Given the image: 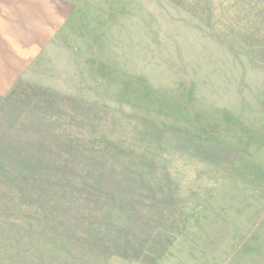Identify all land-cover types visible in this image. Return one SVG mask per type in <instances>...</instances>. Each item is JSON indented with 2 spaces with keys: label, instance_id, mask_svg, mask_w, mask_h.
I'll return each mask as SVG.
<instances>
[{
  "label": "rangeland",
  "instance_id": "1",
  "mask_svg": "<svg viewBox=\"0 0 264 264\" xmlns=\"http://www.w3.org/2000/svg\"><path fill=\"white\" fill-rule=\"evenodd\" d=\"M18 80L36 96L20 124L43 113L106 170L146 153L179 199L154 211L159 237L142 229L138 261L80 227L103 210L86 189L70 229L14 203L0 264H264V0H0V100ZM147 122L201 144L148 145Z\"/></svg>",
  "mask_w": 264,
  "mask_h": 264
},
{
  "label": "trees",
  "instance_id": "2",
  "mask_svg": "<svg viewBox=\"0 0 264 264\" xmlns=\"http://www.w3.org/2000/svg\"><path fill=\"white\" fill-rule=\"evenodd\" d=\"M23 85L28 86L18 80L0 100V210L8 212L14 203L34 202L33 206H37L36 211H40L44 219L47 217L56 228L61 225L70 229L73 225L65 223L78 222L80 202L85 201L82 193L86 189L91 195L87 200L89 209L103 210L94 222L92 218H83L80 227L92 232L91 242L95 247L109 246L114 256L138 261L148 245L141 236L148 232L142 233V229L158 237L161 235L158 227L152 230L156 221L154 211L167 205L172 210L176 208L174 203L179 199L173 190L176 183L170 174L166 173L162 179L152 174L153 159L146 153L129 159L110 157L115 165L110 170L97 167L108 162L77 153L74 140L67 134L62 135L52 119L50 123L39 111L30 114L21 111L24 124H20L18 103L36 98L33 92L24 94ZM43 98L49 104L54 102L43 95L42 99L38 98L39 103L44 102ZM144 124L152 143L148 145L153 146L163 139L169 145L201 144L199 139L190 142L182 132L151 122ZM196 150L200 152L199 147ZM72 172L76 175L75 182L69 180ZM97 178H100L98 183ZM98 222L100 229L95 231L93 224ZM171 224H178V220L173 218ZM87 236L84 233V240ZM97 248L93 249L99 251Z\"/></svg>",
  "mask_w": 264,
  "mask_h": 264
}]
</instances>
